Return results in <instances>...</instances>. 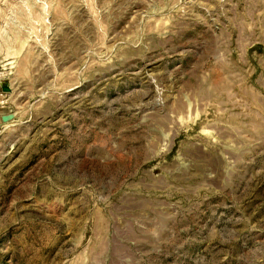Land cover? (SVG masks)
I'll return each mask as SVG.
<instances>
[{
	"label": "rangeland",
	"instance_id": "374dc122",
	"mask_svg": "<svg viewBox=\"0 0 264 264\" xmlns=\"http://www.w3.org/2000/svg\"><path fill=\"white\" fill-rule=\"evenodd\" d=\"M0 264H264V0H0Z\"/></svg>",
	"mask_w": 264,
	"mask_h": 264
},
{
	"label": "water",
	"instance_id": "95a60500",
	"mask_svg": "<svg viewBox=\"0 0 264 264\" xmlns=\"http://www.w3.org/2000/svg\"><path fill=\"white\" fill-rule=\"evenodd\" d=\"M3 91H7V88H6V87H4V88H3Z\"/></svg>",
	"mask_w": 264,
	"mask_h": 264
}]
</instances>
